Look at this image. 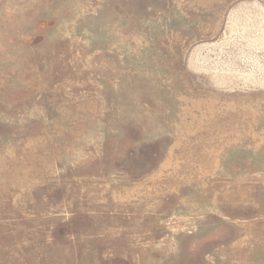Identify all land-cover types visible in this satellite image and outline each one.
<instances>
[{"label": "rangeland", "instance_id": "obj_1", "mask_svg": "<svg viewBox=\"0 0 264 264\" xmlns=\"http://www.w3.org/2000/svg\"><path fill=\"white\" fill-rule=\"evenodd\" d=\"M0 264H264V0H0Z\"/></svg>", "mask_w": 264, "mask_h": 264}]
</instances>
